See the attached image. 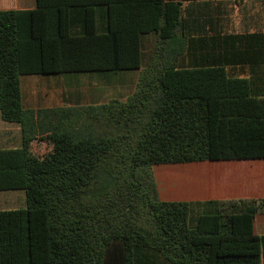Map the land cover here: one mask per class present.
Instances as JSON below:
<instances>
[{"label": "trees", "instance_id": "16d2710c", "mask_svg": "<svg viewBox=\"0 0 264 264\" xmlns=\"http://www.w3.org/2000/svg\"><path fill=\"white\" fill-rule=\"evenodd\" d=\"M183 1L207 2L36 0L0 10V115L23 135L20 147L0 148V192L26 196L25 208L0 210V264H264L253 226L264 199L221 203L190 227V203L158 198L154 165L264 159L263 31L250 77L230 76L220 60L182 66ZM135 70L137 90L99 106V117L86 112L84 137L32 134L21 76ZM39 137L51 144L40 158Z\"/></svg>", "mask_w": 264, "mask_h": 264}, {"label": "crops", "instance_id": "0c3cea01", "mask_svg": "<svg viewBox=\"0 0 264 264\" xmlns=\"http://www.w3.org/2000/svg\"><path fill=\"white\" fill-rule=\"evenodd\" d=\"M182 3L183 7L189 4L190 10L188 26L177 31L175 50L182 66H202L220 60L230 76L250 77L253 74L252 65L261 62L264 0ZM32 8L35 6H28L22 0H0V10ZM217 21H221L220 24ZM32 96L31 101L36 103ZM38 97L35 92V98ZM44 101L49 105L47 107H51L54 99L47 95ZM3 126L5 128H0L3 142L0 143L21 145V126L18 129ZM151 172L159 200L190 203L197 215L214 213L219 210L221 203L229 201L264 199V159L159 164L154 165ZM253 226L255 234L264 235L263 213L256 214Z\"/></svg>", "mask_w": 264, "mask_h": 264}, {"label": "rangeland", "instance_id": "374dc122", "mask_svg": "<svg viewBox=\"0 0 264 264\" xmlns=\"http://www.w3.org/2000/svg\"><path fill=\"white\" fill-rule=\"evenodd\" d=\"M22 2L28 6H36V0H22ZM146 39L147 43L143 49L145 54L151 51L155 42L152 34L147 35ZM139 75L140 72L135 70L21 76L20 83L25 118L28 124L33 122L35 127L32 134L42 135L54 131L72 133L76 129L79 130L78 138L84 137L86 133L84 127L86 112L99 117L97 115L99 106L108 104L113 100H127L138 88L139 80L137 77L139 78ZM29 80L30 83H28ZM35 92L38 93V98H35ZM32 95H34L36 103L31 101ZM47 95L54 99V102L50 105L51 107H47L49 105L44 101ZM49 109H55L56 111L65 109L64 114L66 115L61 120H56V117L54 120H51V118L47 119L49 117L47 110ZM28 111L34 113L28 114ZM0 124L2 129L5 128L3 125L15 127L16 129L21 126L17 123L5 122L1 116ZM95 130L97 134L102 132L101 128ZM110 132H113V130H110ZM1 141L3 142L2 137H0ZM10 146L20 147L21 145L20 143L15 146L0 143V148H8ZM32 148L33 154L40 158L51 151V144L44 142L39 137V139L34 141ZM25 207L26 196L23 190L0 192V209H21ZM196 217L195 213L190 217V227H195Z\"/></svg>", "mask_w": 264, "mask_h": 264}]
</instances>
